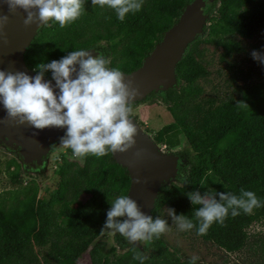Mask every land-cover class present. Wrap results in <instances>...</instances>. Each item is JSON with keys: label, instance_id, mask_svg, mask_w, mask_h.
<instances>
[{"label": "trees", "instance_id": "16d2710c", "mask_svg": "<svg viewBox=\"0 0 264 264\" xmlns=\"http://www.w3.org/2000/svg\"><path fill=\"white\" fill-rule=\"evenodd\" d=\"M192 1L143 0L140 11L120 21L114 10L84 0L86 10L82 9L74 22L63 28L54 21L44 25L25 52V65L37 75L40 63L59 60L72 51L94 49L100 50L106 61L109 58V68L129 74L142 65ZM204 13L209 23L203 28L204 41L223 47L222 61L231 52L244 51L237 38L252 41L261 36L258 46L264 47V0H214ZM200 38L188 45L177 64L175 85L141 101H159L174 118L169 131L154 138L157 144L175 147L180 134L187 144L186 149L174 153L179 157L176 183L160 188L151 211L153 219L166 207L196 223L194 210L200 206L191 204L188 192L238 196L241 189L256 193L264 184V75L251 80V69L244 72L238 67L228 85L240 96L199 101L198 80L208 75L194 48ZM101 42L106 45H99ZM44 77L51 79V72ZM5 172L10 185L18 188L8 192L11 205L7 209L0 199V264H78L86 253L90 264H140L134 259L137 253L147 256L143 264H190L191 259L183 258L161 237L142 251L119 233L113 234L112 246L97 241L111 231L101 233L111 201L127 195L130 188L127 170L115 163L111 153L75 158L71 149H65L55 161V182L43 192L34 182L24 187L27 183L17 161H8ZM252 222L251 214L241 212L233 217L229 212L223 225L214 223L206 235H197L195 227L191 230L204 243L235 252L245 242ZM46 246L51 250L41 252ZM196 264L207 263L196 260Z\"/></svg>", "mask_w": 264, "mask_h": 264}, {"label": "clouds", "instance_id": "9594fccd", "mask_svg": "<svg viewBox=\"0 0 264 264\" xmlns=\"http://www.w3.org/2000/svg\"><path fill=\"white\" fill-rule=\"evenodd\" d=\"M83 2L0 0V7L7 6L8 9V14L0 12V37L6 36L4 29L9 17L18 11L25 13V28L33 24L45 25L49 21L58 22L63 28L80 17ZM91 3L94 7L107 6L114 10L120 21L143 6V0H91ZM251 55L264 64V53L253 51ZM107 65L108 61L100 55L93 57L91 51L77 50L59 60L40 63L35 77L0 70V105L6 112L0 123L28 125L37 130L66 128L60 145L71 149L75 158L88 154L100 158L109 153H127L136 144L137 129L129 114L140 91L131 80L125 82L119 69ZM46 72H51L48 82L44 81ZM51 81H55V87ZM239 105L248 107L244 102ZM136 183L141 181L138 179ZM187 197L193 206H200L194 210L196 223L183 214L177 216L175 209L169 208L167 213L180 231L195 227L199 236L206 235L214 223L223 225L229 212L236 217L241 212L250 214L262 206L254 192L243 189L238 196L217 191H206L201 195L199 191H192ZM110 205L101 233L111 230L113 234H121L133 246L138 243L144 247L168 230L167 220L144 214L137 202L127 195L117 196ZM134 259L143 264L147 256L137 253ZM197 259L192 257L190 264H196Z\"/></svg>", "mask_w": 264, "mask_h": 264}, {"label": "water", "instance_id": "95a60500", "mask_svg": "<svg viewBox=\"0 0 264 264\" xmlns=\"http://www.w3.org/2000/svg\"><path fill=\"white\" fill-rule=\"evenodd\" d=\"M214 0H193L182 9L178 21L168 29L162 40L156 44L152 52L144 59L142 65L129 74H124L125 82L132 81L138 88L140 95L132 103L141 102L152 92L167 91L176 83V66L188 45L202 36L207 16L205 8ZM0 12L8 14L7 6L0 7ZM25 13L18 11L9 17L5 27V37H0V70L6 72H23L35 77L34 71L28 69L24 62V55L34 37L44 25L33 24L25 28L23 20ZM6 41V42H5ZM93 57L103 54L100 50L89 49ZM78 68V66H77ZM51 79L44 78L45 82ZM55 87V81H51ZM58 94L59 90H55ZM6 112L0 105V120ZM129 119L137 129L135 147L127 153H111L112 159L126 169L130 177V188L127 196L135 200L141 211L151 216V211L157 200L160 188L164 182L175 180L179 157L165 155L149 133L144 131L133 118ZM36 133V135H33ZM66 133V128L34 129L28 125L0 123V143L19 151V156L26 167L32 171L41 166L42 158L47 155L50 146ZM140 155L137 156L136 153ZM141 183L137 184L136 181ZM141 251L142 245H134Z\"/></svg>", "mask_w": 264, "mask_h": 264}, {"label": "rangeland", "instance_id": "374dc122", "mask_svg": "<svg viewBox=\"0 0 264 264\" xmlns=\"http://www.w3.org/2000/svg\"><path fill=\"white\" fill-rule=\"evenodd\" d=\"M89 6H91V4ZM83 10H86V7ZM208 25V18H206L205 26ZM200 39V42L194 48L196 52L201 54L198 59L202 61L201 63L208 72V75L198 80V86L201 88V94L198 98L199 101L212 97L216 99H225L229 97L230 94H233L234 97L240 96L239 93H235L234 86L228 85V80L232 72L238 67L244 72H247V69H251V72H249L251 80H256L259 76L264 75V64L259 62L253 63L254 59L251 55L253 51L264 53V47L258 46L261 36H258L252 41L237 38L244 51L237 53L231 52L232 55L228 57L227 60L223 61L220 59L221 54L224 52L223 47L205 42L204 40H207L205 33ZM99 45L105 46L106 43L101 42ZM254 47H257V49H254ZM194 55L196 56L195 52ZM247 55H250V58H248ZM107 61L109 62V58ZM231 64L237 67L232 68L230 66ZM242 84V80L237 82L238 86ZM131 112L135 122L139 123L140 126L144 128V131L149 133L153 139L161 131L168 132L169 127L174 122V118L167 106L156 100L148 103L138 102L134 105ZM177 140L178 143L175 147H169L167 145V147L164 148V145H160L159 147L162 153L165 155H175L186 149L187 144L182 134L178 135ZM65 149L66 148L60 145V139H58L50 146L47 155L42 158V165L37 167L34 171L28 168V172H26V165L21 160L18 149L14 150L5 143H0V199L5 201V209L11 205L8 199V192L18 188L10 185L9 177L5 172V164L10 160L17 161L20 166H22L21 173L23 181L27 183L24 187L34 182L38 184L39 190L43 192L48 188L49 184L55 182V176L53 174L55 161ZM170 183H176V180L164 182L163 185ZM255 195L262 202V206L255 208L250 213L253 215V222L246 230L245 242L235 252L221 250L212 243H204L196 237L192 230L180 231L171 217L168 216V208L166 207L156 215V218L159 217L168 222V230L161 234L160 237L170 248L175 249L179 255L186 259L197 257L198 261L207 264H264V184ZM112 236L113 233L110 231L97 241H104L109 247L114 244ZM108 247H106V249H108ZM49 248L50 246H46L41 252H48L51 250ZM147 254H149V249L147 250ZM78 264H90L88 253L79 260Z\"/></svg>", "mask_w": 264, "mask_h": 264}, {"label": "flooded vegetation", "instance_id": "af4514ba", "mask_svg": "<svg viewBox=\"0 0 264 264\" xmlns=\"http://www.w3.org/2000/svg\"><path fill=\"white\" fill-rule=\"evenodd\" d=\"M34 73H35V72H34ZM44 78H45V77H44ZM134 105H135V104H133V106H131L132 109L134 108ZM129 117H130V118H134V116L132 115V112L129 114ZM138 124H139V123H138ZM139 125H140V124H139ZM154 141H155V140H154Z\"/></svg>", "mask_w": 264, "mask_h": 264}]
</instances>
